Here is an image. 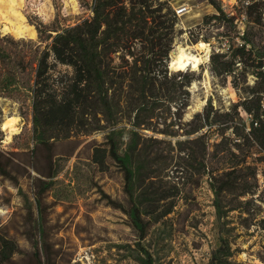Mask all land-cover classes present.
Listing matches in <instances>:
<instances>
[{"label": "rangeland", "instance_id": "obj_1", "mask_svg": "<svg viewBox=\"0 0 264 264\" xmlns=\"http://www.w3.org/2000/svg\"><path fill=\"white\" fill-rule=\"evenodd\" d=\"M220 1L232 13L236 0ZM168 3L173 10L186 8L177 18L170 52L184 46L204 56L195 48L202 41L209 53L198 67L175 71L169 52V75L161 77L158 84L164 89L157 91L174 90L175 99L141 104L122 98L115 113L98 114L101 129L38 141L29 91L30 50L34 43L44 47L46 34H54L51 29L91 13L80 0H0V237L10 239L14 249L0 264H140V246L154 264H264V230L258 224L264 218L263 164L254 160L255 154L246 158L256 168L255 179L244 167L236 172V188L219 195L220 216L209 181L232 159V127L220 131L231 125L230 115H223L239 96L230 78L213 75L209 64L210 53L226 49L228 41L218 24L202 26L203 16L215 12L206 0ZM36 26L50 30L39 38ZM142 46L134 45L136 52L146 53L149 46ZM55 70L70 68L58 64ZM185 73L192 80L183 109ZM248 80L252 83L251 76ZM209 104L222 116L215 117L209 131L192 132L198 125L194 114ZM238 112L248 125L250 116L240 107ZM8 120L11 134L1 128ZM112 141L127 158L130 182L109 156ZM95 150L102 155L100 162L93 157ZM243 189L255 193L240 196ZM134 206L142 237L131 219Z\"/></svg>", "mask_w": 264, "mask_h": 264}, {"label": "trees", "instance_id": "obj_2", "mask_svg": "<svg viewBox=\"0 0 264 264\" xmlns=\"http://www.w3.org/2000/svg\"><path fill=\"white\" fill-rule=\"evenodd\" d=\"M168 1L80 0V5L89 10L90 15L72 25L51 29L54 34H46L44 39L48 42L44 47L41 43L33 44L29 91L33 132L38 141L65 138L74 133L88 135L101 129L98 114L109 117L120 106L122 98L134 99L141 104L175 99L174 90H163L162 94L157 91L164 89L158 84L161 77L168 78V54L177 33L178 16ZM206 1L215 12L203 16L202 26L218 24L223 28L221 35L228 41L226 49L210 53V70L224 80L230 78L239 96L223 115H230L231 125L220 131L222 135L232 127L233 150L229 152L232 159L228 158L231 162L221 175L216 177L211 173L209 180L220 216L219 195L236 188V172L244 167L255 179L256 168L248 164L246 158L255 154L254 160L264 167V109L261 107L264 101V0H236L232 13L223 9L220 0ZM240 25H243L242 30H239ZM44 30L50 29L36 26L39 38ZM196 41L197 38L193 40ZM136 44L149 48L146 53L136 52ZM137 53L142 56L138 58ZM116 59L121 61L117 63ZM58 64L70 70H55ZM248 76L252 77V83ZM182 78L184 109L189 104L186 87L192 77L185 73ZM163 94L166 98H162ZM239 107L250 116L248 125L239 117ZM216 116L222 114H218L211 104L207 105L202 112L194 114L192 120L197 119L198 125L192 132L202 131L204 127L209 131L218 120ZM113 133L114 130L108 133L110 138ZM108 152L123 169L126 182H130L132 171L126 156L118 153L115 142H111ZM93 157L100 162L102 155L95 150ZM254 193L255 189H243L239 195ZM130 215L142 237L137 206L131 209ZM258 224L264 230V218ZM13 252L11 240L0 237V261L9 259ZM139 253L140 264H154L145 248L140 246Z\"/></svg>", "mask_w": 264, "mask_h": 264}, {"label": "bare ground", "instance_id": "obj_3", "mask_svg": "<svg viewBox=\"0 0 264 264\" xmlns=\"http://www.w3.org/2000/svg\"><path fill=\"white\" fill-rule=\"evenodd\" d=\"M17 30V29H16ZM198 47L201 50V52H204V56L200 54V52L194 53L188 50L187 47L180 46L177 47L176 50L170 52L172 53L170 60H169V66L172 70H179L180 68L187 67L189 65H193L195 67H198L201 62H203L204 59H208V46H206L205 42H198L196 43ZM194 48V49H195ZM191 49V48H189ZM196 52V51H195ZM202 52V53H203ZM205 60V61H206ZM12 121L8 120L6 122L2 123V129L6 130L8 134H11L14 128L12 127ZM17 133V132H16ZM14 134V132H13Z\"/></svg>", "mask_w": 264, "mask_h": 264}, {"label": "built area", "instance_id": "obj_4", "mask_svg": "<svg viewBox=\"0 0 264 264\" xmlns=\"http://www.w3.org/2000/svg\"><path fill=\"white\" fill-rule=\"evenodd\" d=\"M175 14L179 17L183 15L186 11V8L184 6L175 8L174 7ZM261 107L264 109V101H262Z\"/></svg>", "mask_w": 264, "mask_h": 264}, {"label": "water", "instance_id": "obj_5", "mask_svg": "<svg viewBox=\"0 0 264 264\" xmlns=\"http://www.w3.org/2000/svg\"><path fill=\"white\" fill-rule=\"evenodd\" d=\"M169 63V62H168Z\"/></svg>", "mask_w": 264, "mask_h": 264}]
</instances>
